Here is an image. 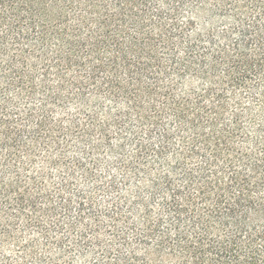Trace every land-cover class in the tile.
I'll use <instances>...</instances> for the list:
<instances>
[{
  "label": "trees",
  "instance_id": "1",
  "mask_svg": "<svg viewBox=\"0 0 264 264\" xmlns=\"http://www.w3.org/2000/svg\"><path fill=\"white\" fill-rule=\"evenodd\" d=\"M0 264H264V0H0Z\"/></svg>",
  "mask_w": 264,
  "mask_h": 264
},
{
  "label": "rangeland",
  "instance_id": "2",
  "mask_svg": "<svg viewBox=\"0 0 264 264\" xmlns=\"http://www.w3.org/2000/svg\"><path fill=\"white\" fill-rule=\"evenodd\" d=\"M62 149V148H60ZM60 149H48V150H36V158H35V164L33 166L36 167V170L41 171V170H48L51 172L50 176V182L48 183L50 185V188L48 190L53 191L54 186L53 182L58 181V177L61 174L60 171H58L51 163L52 161H56L58 163L60 157L61 160L63 161L64 165H76L77 160L81 158L80 160L81 164H85L88 166L90 162V158L86 155L79 154L80 152L73 149V148H67L65 151L60 150ZM98 157L97 160L99 162L98 165L95 166V171L97 173V178H104L106 176V173L109 171L105 164H104V159L106 158L105 152H99L97 153ZM75 179L77 180L75 183L76 185H82L83 184V179L81 178V173H76ZM77 187V186H76Z\"/></svg>",
  "mask_w": 264,
  "mask_h": 264
}]
</instances>
